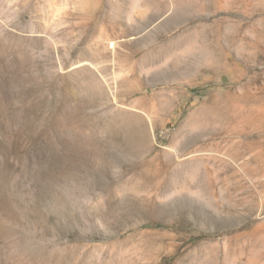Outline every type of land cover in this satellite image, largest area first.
I'll return each instance as SVG.
<instances>
[{
    "label": "rangeland",
    "instance_id": "rangeland-1",
    "mask_svg": "<svg viewBox=\"0 0 264 264\" xmlns=\"http://www.w3.org/2000/svg\"><path fill=\"white\" fill-rule=\"evenodd\" d=\"M0 264H264V0H0Z\"/></svg>",
    "mask_w": 264,
    "mask_h": 264
}]
</instances>
